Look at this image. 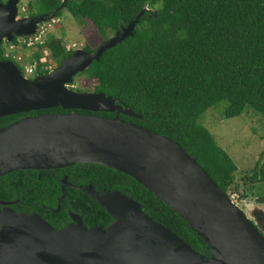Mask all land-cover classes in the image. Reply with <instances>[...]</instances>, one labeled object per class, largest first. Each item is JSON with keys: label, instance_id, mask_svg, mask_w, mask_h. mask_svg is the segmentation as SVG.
I'll use <instances>...</instances> for the list:
<instances>
[{"label": "water", "instance_id": "1", "mask_svg": "<svg viewBox=\"0 0 264 264\" xmlns=\"http://www.w3.org/2000/svg\"><path fill=\"white\" fill-rule=\"evenodd\" d=\"M18 5L19 0L0 4V47L3 41L34 36L55 18L54 12L18 19ZM135 24L91 53L74 51L59 67L32 80L13 62L0 61V119L56 108L67 112L26 116L0 128V178L76 165L115 170L171 209L206 245L208 256L147 216L133 199L88 186L75 189L113 218L106 228H85L74 220L56 230L40 216L17 213L12 203L0 201V264H264L262 210L252 223L178 143L120 119H142L122 102L69 88L106 50L131 37Z\"/></svg>", "mask_w": 264, "mask_h": 264}, {"label": "trees", "instance_id": "2", "mask_svg": "<svg viewBox=\"0 0 264 264\" xmlns=\"http://www.w3.org/2000/svg\"><path fill=\"white\" fill-rule=\"evenodd\" d=\"M36 2L37 13L31 18L54 12L55 18L61 17L62 0ZM63 7L73 19L90 21L103 43L135 21L133 35L106 50L83 74L96 82L94 92L117 99L142 118L120 119L178 143L228 196L237 166L198 121L224 102L226 118L251 109L264 119V0H66ZM46 50L54 68L73 53L60 40H44L30 50L28 64L39 63ZM83 51L94 49L86 46ZM0 61L12 62L1 47ZM41 67L36 76L48 73ZM65 113L56 108L9 116L0 119V128L26 116ZM48 172L19 171L1 177L0 201L12 203L17 213L46 211L54 228L68 218V211L80 214L88 227L106 228L113 222L87 195L75 189L61 192L55 181L58 172ZM64 172L75 185L91 183L124 193L147 216L206 255V245L187 224L132 178L94 165H76ZM248 180L264 184V174ZM252 196L257 205H264V190ZM58 200L61 211L55 214Z\"/></svg>", "mask_w": 264, "mask_h": 264}, {"label": "rangeland", "instance_id": "3", "mask_svg": "<svg viewBox=\"0 0 264 264\" xmlns=\"http://www.w3.org/2000/svg\"><path fill=\"white\" fill-rule=\"evenodd\" d=\"M31 2L33 4L30 6ZM36 3V0H20L24 18H30V15L37 13ZM52 20H58V22L46 32L45 41L60 40L65 47L76 45V50H83L86 46L96 50L103 43L102 38L88 20L73 19L65 10H62L60 18ZM115 34H111L109 39L114 38ZM6 48L7 45L4 51ZM31 53L26 49L18 50L16 55L21 59V64L12 62L17 67L23 68L29 63ZM48 53L50 54L49 51ZM35 77L36 74L29 78L34 79ZM95 86V81L85 74H78L74 78L71 90L80 93L94 92ZM227 107L228 104L224 102L207 110L198 122L210 132L217 145L237 166L234 176L235 184L230 189L228 197L231 196L246 217L252 223L257 224L252 216L260 218L258 209L264 212V205H257L256 197L252 195L260 194L264 190V184L256 182L253 185L248 178H251L253 174H258L260 178L264 174V119L251 109H246L245 113L239 117L226 118Z\"/></svg>", "mask_w": 264, "mask_h": 264}, {"label": "built area", "instance_id": "4", "mask_svg": "<svg viewBox=\"0 0 264 264\" xmlns=\"http://www.w3.org/2000/svg\"><path fill=\"white\" fill-rule=\"evenodd\" d=\"M24 11V10H22ZM58 20H50L44 24H42L41 26L38 27V30L36 32V34L34 36L28 37V38H19L17 39V44L14 43H7V48L5 49V58L6 59H11L16 63L21 64V59L19 57H17V51H18V47L21 49H26V50H31L33 47H35L38 44H42L44 42V38H45V34L46 32L52 27L53 24L57 23ZM66 51H76V45H67L65 47ZM50 56V54L48 53V51H44V55L43 58L40 60L39 63H32V64H28V65H24L23 66V71H22V75L25 78L34 76L37 73V68L38 65H41V69L44 72H50L53 69H55V65L53 63V61L50 59H48ZM70 89L72 88V85L69 87ZM230 200L234 203L233 198L230 196L229 197ZM235 204V203H234Z\"/></svg>", "mask_w": 264, "mask_h": 264}, {"label": "flooded vegetation", "instance_id": "5", "mask_svg": "<svg viewBox=\"0 0 264 264\" xmlns=\"http://www.w3.org/2000/svg\"><path fill=\"white\" fill-rule=\"evenodd\" d=\"M7 1L8 0H0V4H3V5H5L6 3H7ZM18 8H19V14H18V19H22V18H24L23 17V12L24 11H22V8H21V6H20V0H19V5H18ZM31 18V17H30ZM19 39V38H24V37H16L15 39ZM14 39V40H15ZM7 41H3L2 42V44H1V48L2 49H4V47L7 45ZM70 168H72V167H70ZM70 168H66V169H70ZM66 169H60V170H45V171H49L48 173H53V172H58V173H60V174H56V176H58L57 178H55V181H56V183L59 185V188H60V190H61V192H63L62 191V180L63 179H65V184H64V187H65V190H67V189H75V187H88V186H92L93 187V189L97 192V193H100V194H106V193H113V192H119V191H114V190H101V189H97L93 184H91V183H86V184H84V185H81V186H79V185H75V184H73V183H71L70 182V180H69V176L67 175V173H63V171H65ZM37 172H43V171H37ZM38 176H40V173H39V175ZM60 176V177H59ZM76 190V189H75ZM119 193H121V192H119ZM84 194V193H83ZM121 194H124V193H121ZM86 195V194H85ZM125 195V194H124ZM88 196V195H87ZM127 196V195H126ZM89 197V196H88ZM128 197V196H127ZM130 198V197H129ZM91 199V198H90ZM11 208H12V205L10 206ZM61 211V207L60 208H58V205H57V209L54 211L53 210V212L56 214V213H59ZM23 213H25V212H23ZM25 214H34V215H38V216H40L41 218H43L48 224H49V222L46 220V219H50V220H52L53 219V217H50L49 218V215H48V213L46 212V211H43V212H41L40 214H42V215H39V214H37L36 212H33V211H29L28 213H25ZM247 214V213H246ZM67 219H63L64 220V222H62V224H59L58 225V227H56V228H54L51 224V226L54 228V229H56V230H59V229H63V228H65L66 226H68V225H71V224H74L75 222H74V220L75 221H79V222H81V224L85 227V228H92V227H88L86 224H85V221L83 220V217L80 215V214H78V213H74V212H71V211H68V213H67ZM113 219V218H112ZM114 221V220H113ZM255 221V220H254ZM255 223H256V221H255ZM257 226V225H256ZM258 228H260L259 227V225L257 226ZM201 254V253H200ZM208 251H207V253H206V255H204V254H202V255H204V256H208Z\"/></svg>", "mask_w": 264, "mask_h": 264}, {"label": "clouds", "instance_id": "6", "mask_svg": "<svg viewBox=\"0 0 264 264\" xmlns=\"http://www.w3.org/2000/svg\"><path fill=\"white\" fill-rule=\"evenodd\" d=\"M63 9H64V8H63ZM63 9H62V10H63ZM62 10H61V11H62ZM49 21H50V20H49ZM40 26H41V25H40ZM12 61H13V60H12ZM21 72H22V71H21ZM36 77H37V76H36ZM73 82H74V81H73Z\"/></svg>", "mask_w": 264, "mask_h": 264}]
</instances>
